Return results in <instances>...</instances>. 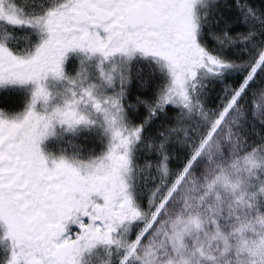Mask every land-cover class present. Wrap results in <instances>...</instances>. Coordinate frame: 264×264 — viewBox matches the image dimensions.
<instances>
[{
    "label": "snow or ice",
    "instance_id": "1",
    "mask_svg": "<svg viewBox=\"0 0 264 264\" xmlns=\"http://www.w3.org/2000/svg\"><path fill=\"white\" fill-rule=\"evenodd\" d=\"M257 124L264 0H0V264H264Z\"/></svg>",
    "mask_w": 264,
    "mask_h": 264
},
{
    "label": "flooded vegetation",
    "instance_id": "2",
    "mask_svg": "<svg viewBox=\"0 0 264 264\" xmlns=\"http://www.w3.org/2000/svg\"><path fill=\"white\" fill-rule=\"evenodd\" d=\"M24 36L23 34H20V40L23 42ZM233 79L232 77H227L224 80V83H221L220 81H214L210 79H205L203 83L206 85L205 92L208 94L209 100V106H214L215 99L218 98L219 94L222 92L223 85H227L229 83V80ZM83 135L81 134V138L76 141V143H84ZM64 147L68 148L69 152L73 151L70 145L64 143L63 141H53L51 144H49V148L53 150H58L59 148ZM85 264H108L109 256L108 253L101 249L98 251H93L90 254L85 255Z\"/></svg>",
    "mask_w": 264,
    "mask_h": 264
},
{
    "label": "rangeland",
    "instance_id": "3",
    "mask_svg": "<svg viewBox=\"0 0 264 264\" xmlns=\"http://www.w3.org/2000/svg\"><path fill=\"white\" fill-rule=\"evenodd\" d=\"M224 83V82H223ZM226 85H223L222 86V88H224ZM257 127H260L261 128V126L260 125H256V128ZM254 129H253V126H252V124L251 123H249V124H247L246 126H245V128L244 129H240V131L248 138V140H249V142H252V141H257V137L254 135V131H253ZM248 134H250V137H249V135ZM262 135H264V132L263 133H261ZM258 142V141H257Z\"/></svg>",
    "mask_w": 264,
    "mask_h": 264
},
{
    "label": "trees",
    "instance_id": "4",
    "mask_svg": "<svg viewBox=\"0 0 264 264\" xmlns=\"http://www.w3.org/2000/svg\"><path fill=\"white\" fill-rule=\"evenodd\" d=\"M257 129H259V131L261 132V133H263L264 132V128H260V127H257ZM254 131V130H253ZM249 135V137H250V134H248Z\"/></svg>",
    "mask_w": 264,
    "mask_h": 264
}]
</instances>
